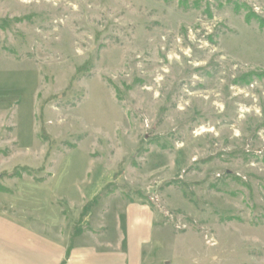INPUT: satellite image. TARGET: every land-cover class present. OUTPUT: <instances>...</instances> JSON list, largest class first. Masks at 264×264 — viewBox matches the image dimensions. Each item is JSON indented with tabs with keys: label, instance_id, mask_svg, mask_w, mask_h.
Masks as SVG:
<instances>
[{
	"label": "rangeland",
	"instance_id": "374dc122",
	"mask_svg": "<svg viewBox=\"0 0 264 264\" xmlns=\"http://www.w3.org/2000/svg\"><path fill=\"white\" fill-rule=\"evenodd\" d=\"M256 18L264 0H0V212L74 190L149 208L145 264H264Z\"/></svg>",
	"mask_w": 264,
	"mask_h": 264
},
{
	"label": "crops",
	"instance_id": "0c3cea01",
	"mask_svg": "<svg viewBox=\"0 0 264 264\" xmlns=\"http://www.w3.org/2000/svg\"><path fill=\"white\" fill-rule=\"evenodd\" d=\"M67 191L60 197L77 206L65 208L49 201L38 206L23 204V199L0 212V264H145L150 259L143 252L153 242L156 221L147 206L130 204L119 211L109 206L88 208L89 203L76 201L79 193ZM139 214L151 237L138 228L136 248L127 245L125 250V220L135 228L142 220Z\"/></svg>",
	"mask_w": 264,
	"mask_h": 264
},
{
	"label": "trees",
	"instance_id": "16d2710c",
	"mask_svg": "<svg viewBox=\"0 0 264 264\" xmlns=\"http://www.w3.org/2000/svg\"><path fill=\"white\" fill-rule=\"evenodd\" d=\"M246 17H247L246 21L248 22L250 20L249 16H246ZM256 20H258V23L260 24L261 27L264 26V22L263 21L259 20V18L258 19L256 18ZM41 131L44 133L43 129ZM42 138H45V135H43ZM22 174H26L28 176H32L33 177L32 179L35 180L36 182L42 181L41 179H36L35 176L33 175L34 173L31 172L30 170L26 169V168H15L13 170V172H11L10 174L5 173V174H3V176L20 178L22 176ZM7 191L8 190L5 187L0 185V192H7Z\"/></svg>",
	"mask_w": 264,
	"mask_h": 264
}]
</instances>
